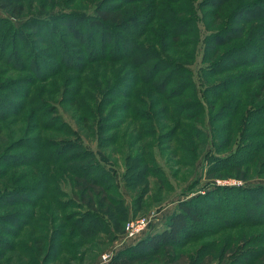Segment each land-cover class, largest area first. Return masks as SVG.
Returning <instances> with one entry per match:
<instances>
[{"label":"trees","instance_id":"obj_1","mask_svg":"<svg viewBox=\"0 0 264 264\" xmlns=\"http://www.w3.org/2000/svg\"><path fill=\"white\" fill-rule=\"evenodd\" d=\"M54 1L47 0V4L56 6L52 4ZM167 1L173 4L176 2V0ZM208 1L210 13L205 14L204 19H216L213 21L216 30L206 38L202 57L203 61L211 63L206 64L202 71L207 75L210 71L221 74L238 67H249V70L217 81L211 89L207 86L205 94L212 95L218 100L224 93L242 85L245 92L248 90L249 96L250 87L256 81L264 80V0L243 3L226 20L222 14L229 0ZM36 2L37 0H0V10L17 18L27 16L18 25L0 16V63L6 67L1 69V73L8 74L5 69L10 72H28V76L26 74L17 78L10 76L7 81H0V123L8 122L7 118L14 120L29 105L31 107L29 119L32 117L39 126L43 128L48 126L46 129L66 136L71 134L69 128L66 127L67 131L63 130L66 124L64 122L58 124L55 116L42 123L34 118L38 113L37 117L42 119L49 112L48 109L54 112L55 106L50 102L54 100L40 93L32 96V89L27 88L22 91L23 93L21 92L22 95L21 93L17 95L20 99L11 101L3 91L13 92L20 90L21 85L33 86L36 82L46 83L63 71L82 73L87 65L97 61H130L133 66H140L149 54L137 39L143 40L142 35L146 33L148 25L156 20L161 21L166 30L165 40L170 39L173 43L181 42L180 36L188 35L195 29L189 17L180 16L179 13L177 15L178 10L187 2L177 6L175 13L164 4V0L162 3L156 0H120L119 2L100 0L94 4L90 13L74 11L57 15L55 13L26 14L27 8L35 7ZM161 13L166 16H158ZM257 20L258 22H255ZM234 41L240 42L234 44ZM227 45L230 46L225 49ZM240 54L243 56H239ZM228 57L235 59L224 64ZM156 59L159 62L155 60L148 68V70L152 69L153 77L150 75L148 78L150 81L155 78L161 66L166 68L164 76L158 82L157 92L165 96H180L191 85H195L193 74L179 59L171 61L169 58ZM256 65L261 68L260 72H257V68L251 69ZM183 79L186 81L188 79L190 84L180 81ZM172 80L178 85L168 88ZM248 85L249 88H246ZM250 90L252 97L249 96V99L254 104L248 110L246 106L240 111L241 101L233 95L220 106L221 111L212 118L214 121H221L238 115L240 119V121L237 119L239 123L232 135L225 137L224 134L222 135L225 141L221 142L219 148L221 151L228 149L235 140L239 139L235 151L216 159L211 165L212 171L252 165L258 155L264 151V83L261 82L258 88L255 84ZM49 93L53 94V92ZM128 94L131 100L143 104L141 97H133L132 92ZM194 99L195 104L185 105L187 108L184 109L201 107L202 100ZM244 100V104L247 105L246 95H242V102ZM149 101V106L157 107L156 115H163L164 107L158 106L161 98ZM73 102L77 103L76 97ZM102 102L105 103L104 100ZM172 104V102L167 103V111L180 116L181 112L178 111L180 108L173 107L175 111L170 110ZM209 104L212 107L211 104L214 102L209 100ZM123 107L126 112L130 111L129 104ZM147 113H152L149 107ZM244 113L246 116L243 118ZM140 119L137 117V120ZM141 120L147 122L145 119ZM243 121L244 125L252 123V129L248 130V126L244 127L240 136H237L240 130L239 124ZM231 123L232 121L226 120V125L220 126V131H227ZM176 126L177 123L175 128L165 132L164 135L167 137L170 134L171 137L176 135ZM17 127L19 128V125ZM20 128L24 130L23 133L30 129L25 127V124ZM1 130L2 126L0 133ZM152 131L153 129L150 128L142 132V136L150 137ZM25 137H12V140L6 144L5 151L0 153V185H5V191L0 193V235H4V237L0 236V264H36L40 256L42 262L52 257L50 254L52 250L55 252L52 257L54 263L63 264L72 259L74 248L77 246L94 239L99 232L111 233L112 226L103 217L106 215L87 204L82 205L84 202L78 199L82 198L85 192L94 197H98L102 192L112 195L111 186L106 185L110 174L108 169L95 159L93 151L74 138L67 141L57 138L56 141L45 137L35 139ZM177 146L179 150H183L178 142ZM55 148L56 150L52 151ZM13 149L23 150L10 155L9 151ZM138 153L139 156L142 155ZM187 157L181 159L186 160ZM41 163L61 164L64 166L63 173L55 174L53 171V177L51 171L47 172L45 169L44 172L35 171L33 183L20 185L23 180L32 179L33 171L25 168ZM146 167L144 170L147 171ZM55 177L63 182L65 180L74 182L73 185L77 186L71 191L75 195L64 200L68 194L60 188ZM77 179L97 188L85 186ZM112 199L108 198L109 203L117 207L118 213L116 217H108L110 220L121 221L127 216V209L121 202L118 206ZM72 206L80 212L62 213L67 207ZM117 223L113 222L114 228ZM240 226H264V185L238 187L219 185L204 193L180 200L175 211L168 216L164 229L149 234L129 246L125 254L116 255L111 264L139 263L142 258L157 253L164 245H177L182 239L205 237ZM242 246V250L232 257L230 264L264 263V237H253L242 243ZM119 258L123 261H118Z\"/></svg>","mask_w":264,"mask_h":264},{"label":"rangeland","instance_id":"obj_2","mask_svg":"<svg viewBox=\"0 0 264 264\" xmlns=\"http://www.w3.org/2000/svg\"><path fill=\"white\" fill-rule=\"evenodd\" d=\"M99 1L55 0L52 4L56 6H52L47 4V0H37L35 7L27 8L26 14L46 13L51 15L55 13L57 15L74 11L90 13L94 4ZM114 1L119 2L120 0ZM156 1L158 3L163 2V0ZM249 1L251 0H229L222 14L224 20L228 19L240 5ZM183 2L187 3L178 10L177 15L179 13L180 16L189 17L195 25L194 31L188 35L180 36L181 42L173 43L170 39L165 40L166 30L161 21H153L148 25L146 33L142 35L144 39H137V42L140 45L142 44V47L149 54V57L140 66H133L130 61H97L87 65L82 73L63 71L58 76L50 78L46 83L36 82L33 86L21 85L20 90L17 91H3L5 92L4 95L10 98L11 101L20 99L17 95L27 88L32 89V96L40 93L44 97L51 98L55 101H50L55 106V111L52 112L51 109H48L49 112L42 119L37 117L38 113L34 118L42 123L55 116L58 119V124L61 122L66 124L63 130L68 127L71 134L66 136L60 132L56 133L51 129H46L48 126L45 128L39 126V123L32 117L29 119L28 115L31 114V107L28 105L14 120L7 118L8 122L0 123V126H2L0 153L5 151L6 144L12 140V137L64 139L61 141L74 138L81 142L84 147L92 150L95 159L109 171L110 177L106 185L111 186L112 195L102 192L98 197H94L85 192L82 198H77L84 202L82 205L87 204L106 215V217L100 216H103L111 224V233L99 232L94 239L77 246V248H74L72 259L65 261L63 264H111L112 259L118 254H125L129 246L149 234L164 229L168 216L175 211L180 200L204 193L219 185L236 187L264 185V151L258 155L252 165L211 170V165L215 160L234 152L239 143L238 141H240L239 139L235 140L234 144L231 145L232 147L221 151L219 149L221 142L225 141V136L232 135L234 128L239 123L237 119L239 121L240 119L236 115L238 117L233 116L221 121H214L212 120L213 116L221 111L220 106L233 95L241 101L240 111H243L246 106L248 110L254 104L249 99V96L252 97L250 89L254 88L255 84L258 88V85L260 86L261 82L264 83V80L256 81L253 86L250 85L249 96L247 95L248 90L245 92L242 85L232 88L218 100L212 95H206L205 88L207 86L211 89L217 81L237 75L239 72H244V70H249V67H238L221 74L210 71L205 75L202 69L211 62L203 61L202 55L205 51L206 38L216 30L213 25V21L216 19H204L205 14L210 13L208 9L210 2L208 0H176L175 4L164 0V4L174 13L177 11V6ZM160 15L166 16L162 13L158 16ZM0 16L10 19L15 25L20 24L27 17L26 15L18 18L13 17L4 10H0ZM255 22H258V20ZM237 42L240 41H234L233 43L236 44ZM229 46L227 45L224 48L227 49ZM239 56H243V54ZM156 58L164 60L169 58L170 61L179 59L182 65L193 74L195 85H191L180 96H165V94L157 92L158 82L164 76L166 68L161 66L157 70V75H154L155 78L150 81L148 78L152 69L148 70V68L157 60ZM234 59L235 57H228L224 64H228ZM2 68L6 67L0 63L1 82L7 81L10 76L12 78L21 77L25 74L28 76L27 71L10 72L8 69H5L8 74L4 75L1 73ZM252 68H257V72L261 70L258 65ZM71 76L74 77L70 79ZM180 81L190 84L188 79L187 81L185 79ZM177 85L176 81L172 80L168 88ZM246 88H249V85ZM49 92H53V94ZM129 92H132L133 97H141L143 104L131 100L128 96ZM242 95H246L247 105L244 104L245 100L242 102ZM75 97L77 103L73 102ZM159 97L161 101L158 106L164 107V112L163 115L157 116V107L149 106V100H156ZM194 98L202 100V103L200 102L201 107L184 109L187 108L185 105L192 106V104H195ZM209 100L214 102V104H211L212 107H210ZM171 102L173 104L170 110L175 111L173 107L175 109L180 108L178 109L181 112L180 116L167 111V103ZM126 104L130 105L128 113L123 107ZM148 107L152 112L150 114L147 113ZM244 116H246L245 113L243 118ZM137 117L145 119L147 122L141 119L137 120ZM10 120L11 122H9ZM226 120L232 121V123L229 124L227 131H220V126H225ZM176 123L177 134L173 137H171V134L168 137L165 136L164 133L175 128ZM24 124L25 127L30 128L26 133H23L24 130L20 128ZM246 124L244 125V121L239 124L241 131L239 130L237 136H240L244 127L248 126V130L252 129V123ZM17 125H19V128ZM150 128L153 129V134L150 137L142 136V132ZM223 134L224 137H222ZM177 142L183 150L178 149ZM56 148L52 151H55ZM22 150L13 149L9 151V154L13 155ZM138 152L142 155L139 156ZM143 155L145 156L143 157ZM186 156H188L186 160L181 159V157L185 158ZM63 167L61 164L51 163L26 167L25 170L33 171L32 179H25L19 184L33 183L35 171L39 173V170L44 172L45 169L47 172L51 171V176H53V171H55V174L58 172L63 173ZM145 167L147 171L144 170ZM65 174L69 177L68 173L65 172ZM55 180L59 183L60 188H63L68 194L67 197H64V200L75 195L72 192L74 186H77L73 185L74 182H68V180L63 182L56 177ZM77 181L84 183L85 186L93 187V185L83 180L77 179ZM4 186V184L0 185V193L4 190ZM109 197L113 198L112 200L117 205L121 202L126 207L127 216L123 220L112 219V221L109 219L108 216L116 217L118 213L117 207L109 203ZM65 211L80 212L73 206L67 207L62 213ZM147 215H150L151 219L148 227L134 235H129L126 230L128 220H136ZM113 222H118L115 228ZM0 236L4 237V235ZM253 237H264V226H240L205 237L190 240L182 239L177 245H164L157 253L142 258L139 263L132 262L130 264H230L232 257L242 250V243H246L247 240ZM54 253V250L50 252L52 257ZM104 253L110 255V260L104 261L102 259ZM52 257H47L48 259H45L48 261L44 260L42 262L40 256L36 264H57L54 263ZM121 258L118 261H123Z\"/></svg>","mask_w":264,"mask_h":264},{"label":"built area","instance_id":"obj_3","mask_svg":"<svg viewBox=\"0 0 264 264\" xmlns=\"http://www.w3.org/2000/svg\"><path fill=\"white\" fill-rule=\"evenodd\" d=\"M150 215L143 216L141 218H138L136 220H128L126 224V230L129 235H134L135 233L145 229L148 227L149 222H150ZM110 255L108 253L102 254V259L104 261L110 260Z\"/></svg>","mask_w":264,"mask_h":264},{"label":"crops","instance_id":"obj_4","mask_svg":"<svg viewBox=\"0 0 264 264\" xmlns=\"http://www.w3.org/2000/svg\"><path fill=\"white\" fill-rule=\"evenodd\" d=\"M168 215V214H167Z\"/></svg>","mask_w":264,"mask_h":264}]
</instances>
